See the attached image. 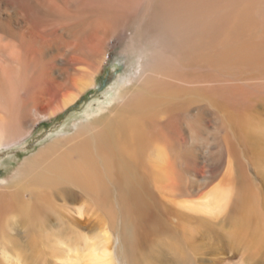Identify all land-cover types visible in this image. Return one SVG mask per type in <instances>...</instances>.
<instances>
[{
  "label": "rangeland",
  "instance_id": "374dc122",
  "mask_svg": "<svg viewBox=\"0 0 264 264\" xmlns=\"http://www.w3.org/2000/svg\"><path fill=\"white\" fill-rule=\"evenodd\" d=\"M133 1H82L108 17L110 31L94 62L77 68L78 89L65 93V97L76 94L75 100L39 120L31 134L0 148V193L23 186V211L0 222V264H91L94 250L109 264H264V94L222 90L228 83L219 78L226 81L235 75L217 74L201 63L202 56L193 60L187 85L175 80V86L138 90L157 59L169 65L180 49L178 40L174 45L169 38H161L162 32H169L161 3L155 2L152 9L160 21H148L146 16L139 24L132 21ZM239 6L234 7L238 10ZM146 7L144 0L142 14ZM254 8L251 17L264 31V3ZM212 9L208 19L226 14L224 8ZM121 17L123 23L117 24ZM92 29L85 32L90 35ZM158 33L157 46L152 39ZM168 65L160 70L162 79L176 71ZM132 78L135 81H127ZM134 87L135 94L142 90L146 99L141 113L147 122L152 119L155 128L149 130L146 121L138 124L143 153L131 148L138 163L133 167L144 188L138 204L126 203V216L115 202L103 205L98 198L47 174L40 183L38 171H30L34 167L29 174L24 171L25 178L20 176L25 162L44 148L54 145L55 154L46 160H57L68 148L64 141L73 135L75 126L92 118H102V123L113 120ZM144 107L155 111H144ZM175 113L185 121L199 114L191 161L177 151L169 155L171 142L179 145L188 137V124L182 126L184 120L172 118ZM213 138L223 153L218 165L200 159V141L205 140L207 149ZM70 157L76 159L74 154ZM44 167L43 163L38 170ZM186 169L206 184L194 183L178 191L177 176ZM127 225L132 231L129 258L123 245Z\"/></svg>",
  "mask_w": 264,
  "mask_h": 264
},
{
  "label": "bare ground",
  "instance_id": "6f19581e",
  "mask_svg": "<svg viewBox=\"0 0 264 264\" xmlns=\"http://www.w3.org/2000/svg\"><path fill=\"white\" fill-rule=\"evenodd\" d=\"M82 1L0 0V148L23 139L39 120L75 100L76 94L65 97V93L78 89L77 68L81 64L90 66L94 62L98 50L104 48L110 31L108 17L98 14L93 6L85 5ZM157 1L163 6L164 14H167L169 29L167 34H160L163 35L161 38H169L174 45L178 40L180 51L175 58L171 57L169 65L157 59L141 79L138 90L175 86V80L187 85L193 60L202 56L201 63L209 65L217 74L227 72L235 75L236 78L226 81L219 78L228 83L222 90L264 94V31L256 25L250 14L251 9L264 3V0L243 3L238 0H147L145 14H142L144 0H134L132 21L140 24L139 21H143L146 16L148 21H160L159 13L152 10ZM235 5H240L238 10ZM218 7L222 11L225 9L226 14L208 19L210 9ZM233 8L235 11H231ZM120 22L123 23V17L118 18L117 24ZM91 28L89 35L85 30ZM158 39L159 33L153 36L152 43L158 46ZM166 65L176 71L167 79H162L159 73ZM237 74L245 76L239 77ZM137 75L139 77L138 72ZM127 81L135 80L132 78ZM132 89L128 99L121 96L124 102L120 113L113 116V120L102 123V118H92L83 125L75 126L73 135L64 141L69 145L68 148L59 153L57 160H46L55 154L54 145L44 148L25 162L20 176L25 178L24 171L27 169L29 174L28 170L34 167L30 171H38L36 174L42 177L40 183L45 182L47 174L52 179L72 184L89 196L98 198L103 205L110 206L115 202L126 216V203L138 204L144 188L134 170V165L138 163L134 162L131 146L143 153L138 124L146 121L140 110L146 98L141 96L142 90L135 94L137 87ZM143 109L151 111L146 110V107ZM153 111L155 109L150 113ZM175 114L172 118L180 117L181 121H185L183 115ZM199 118L198 113L186 117L182 126L188 124L187 140L179 145L177 141L169 143V155L177 151L185 161L192 160V142L196 141ZM149 122L146 121L147 128L154 129L152 119ZM200 142L203 146L200 147V159L209 165L221 164L223 153L219 141L213 138L207 149L203 145L205 140ZM72 154L75 160L70 157ZM43 163L46 168L39 171ZM199 182L205 181L186 169L177 176L178 191L184 192ZM15 189L10 193H0V222L7 215L23 211L20 201L23 186ZM123 239L125 254L129 258L132 231L128 225ZM94 251L89 256L93 260L91 264H109L100 260Z\"/></svg>",
  "mask_w": 264,
  "mask_h": 264
}]
</instances>
